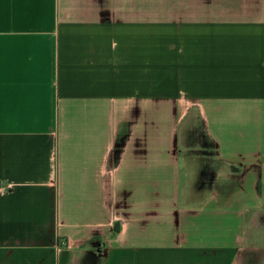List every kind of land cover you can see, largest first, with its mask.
Segmentation results:
<instances>
[{"label": "crops", "instance_id": "obj_1", "mask_svg": "<svg viewBox=\"0 0 264 264\" xmlns=\"http://www.w3.org/2000/svg\"><path fill=\"white\" fill-rule=\"evenodd\" d=\"M262 222L264 0H0V264L264 261Z\"/></svg>", "mask_w": 264, "mask_h": 264}, {"label": "rangeland", "instance_id": "obj_2", "mask_svg": "<svg viewBox=\"0 0 264 264\" xmlns=\"http://www.w3.org/2000/svg\"><path fill=\"white\" fill-rule=\"evenodd\" d=\"M188 119V130L186 132L183 130L186 122L178 129L182 159L183 194L192 191V197L201 200L208 195L211 189V180L216 166L214 150L213 145L205 136L201 121L196 113L193 112ZM262 223L261 225H264V222ZM258 249L264 252V245ZM242 264H264V261L259 255L246 254Z\"/></svg>", "mask_w": 264, "mask_h": 264}, {"label": "trees", "instance_id": "obj_3", "mask_svg": "<svg viewBox=\"0 0 264 264\" xmlns=\"http://www.w3.org/2000/svg\"><path fill=\"white\" fill-rule=\"evenodd\" d=\"M188 120V119H187ZM201 126H202V124H201ZM202 128H203V126H202ZM206 136V135H205ZM206 138L208 139V137L206 136ZM209 140V139H208ZM210 141V140H209ZM211 142V141H210ZM212 144V143H211Z\"/></svg>", "mask_w": 264, "mask_h": 264}]
</instances>
